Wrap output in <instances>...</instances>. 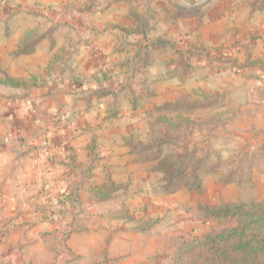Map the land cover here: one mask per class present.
<instances>
[{"label": "rangeland", "instance_id": "rangeland-1", "mask_svg": "<svg viewBox=\"0 0 264 264\" xmlns=\"http://www.w3.org/2000/svg\"><path fill=\"white\" fill-rule=\"evenodd\" d=\"M165 1L155 0L147 7L141 13L144 19L136 18L127 36L96 42L101 48L115 40L117 46L107 52L96 48L88 53L83 43L91 37L64 32L58 21L29 20L21 25L13 20L6 27L0 16V45L20 42V48L27 49L48 32L55 33L48 39L56 50L40 67L24 70L23 78L8 75L14 69H4L0 60V88L12 92L14 87L68 78L71 89H86V96L103 98L98 129L90 135L95 157L82 180L83 194L72 192V200L67 196L70 208L60 219L64 225L43 243L2 251L0 258L6 257L0 264L15 258L18 264H180V253L193 239L235 224L231 217H208L209 209L264 199V165H253L242 183H225L219 175L206 174L199 191L182 188L165 194L154 164L139 161L124 143L162 117L176 125L157 127L166 131L168 150L180 152L184 144L198 154L215 149L219 156L214 151V158L229 162L225 173L240 155L246 162L264 163V29L257 30L264 25V0L251 3L253 9L262 8L263 18L254 25L245 18L246 0H177L180 9L178 3ZM219 8L228 12L217 15ZM35 9L45 13L47 8ZM124 47L126 51L119 50ZM182 115L203 122L180 126ZM58 120L62 124L65 119ZM8 125L2 121V126ZM8 136H3L4 142ZM108 180L116 191L105 196L98 188ZM7 231L6 225L0 227V242ZM25 247L31 260H24Z\"/></svg>", "mask_w": 264, "mask_h": 264}, {"label": "crops", "instance_id": "crops-1", "mask_svg": "<svg viewBox=\"0 0 264 264\" xmlns=\"http://www.w3.org/2000/svg\"><path fill=\"white\" fill-rule=\"evenodd\" d=\"M169 1L178 3L180 9V2L166 0L165 4ZM254 1L256 0L243 2L245 18L251 21L248 24L253 25L264 17L260 14L262 8L251 7ZM154 2L155 0H0V16L1 24L6 27L13 20L21 25L29 20L48 21L50 24V20L58 21L65 29L64 32L70 31L73 36L84 35L91 37V41L94 40L83 43L88 53L96 48L107 52L114 49L117 43L115 44V40L110 44L102 43L99 48L101 38L127 36L135 19H144L141 13H145L147 7H153ZM229 5L228 2L225 7ZM39 7H46L45 13L35 12L39 11L35 9ZM223 9L214 11L218 15ZM263 29L262 24L257 27V30ZM247 30H252V26L247 25ZM54 35L55 33H44L39 41L33 42L27 49L20 48V42H14L11 46L2 43L0 52L5 53L0 58L2 67L14 69L8 75L23 78L24 70L40 67L49 59L50 53L56 52L48 39ZM119 50L126 51L127 48ZM63 81L28 88L14 87L16 89L12 92L6 87L0 88V227L6 225L8 228L4 235L6 239L0 242V253L10 247L19 251L20 245L43 243L45 236L58 234L59 228L64 225L60 219L70 208V204L66 202L67 196L72 200L77 191L80 196L83 194L82 180L90 161L95 157L90 148L93 143L90 135L98 129L99 107L103 98H90L85 95L87 93H83L86 89H71L68 78ZM57 117L65 119L64 122L61 124ZM2 121H8L9 125L2 126ZM6 133L9 136L4 142L3 136ZM44 133H48L49 137L46 138ZM92 137L97 135L93 134ZM44 139L49 145L48 155L42 154L41 144ZM76 202L83 205L82 200ZM74 205L76 206L75 203ZM22 253L24 260H31L29 247H25ZM6 254L7 251L4 255ZM4 257L2 255L0 259ZM18 261L20 260L15 258L10 264H18Z\"/></svg>", "mask_w": 264, "mask_h": 264}, {"label": "trees", "instance_id": "trees-1", "mask_svg": "<svg viewBox=\"0 0 264 264\" xmlns=\"http://www.w3.org/2000/svg\"><path fill=\"white\" fill-rule=\"evenodd\" d=\"M182 9L187 12L195 10ZM187 15L190 16V13ZM5 82L14 83L12 79ZM196 122L203 121L191 116H180V126L187 127ZM159 125H167V128L176 126L167 118L161 117L149 122L143 134H131L126 137L124 143L139 161L154 164L153 171L162 175V192L165 194L182 188L199 191L206 174L219 175L225 183H242L249 179L253 165H264L252 159L251 162H246L244 155H240L239 161L225 173L224 166L229 162H220L214 158V151L215 155L219 156L215 149L213 152L206 150L198 154L197 149H191L184 144L180 146V152L168 150V136L166 131L162 132L157 128ZM98 189L100 192H106L105 196L111 191H116L111 180L100 185ZM207 215L217 219L231 217L235 219V224L209 231L203 237L193 239L180 253V264H264V199L213 207L208 210Z\"/></svg>", "mask_w": 264, "mask_h": 264}, {"label": "built area", "instance_id": "built-area-1", "mask_svg": "<svg viewBox=\"0 0 264 264\" xmlns=\"http://www.w3.org/2000/svg\"><path fill=\"white\" fill-rule=\"evenodd\" d=\"M42 146H43V151H42L43 153L42 154L48 155L49 154V145H48V142L46 139L43 140Z\"/></svg>", "mask_w": 264, "mask_h": 264}]
</instances>
